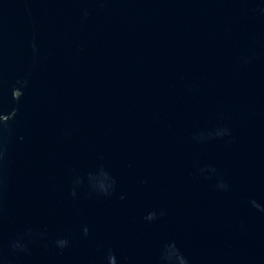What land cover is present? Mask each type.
<instances>
[{
    "label": "water",
    "instance_id": "1",
    "mask_svg": "<svg viewBox=\"0 0 264 264\" xmlns=\"http://www.w3.org/2000/svg\"><path fill=\"white\" fill-rule=\"evenodd\" d=\"M0 264H264V0H0Z\"/></svg>",
    "mask_w": 264,
    "mask_h": 264
}]
</instances>
